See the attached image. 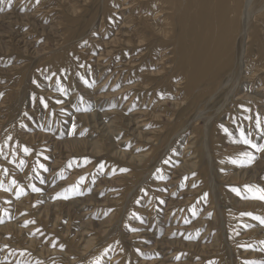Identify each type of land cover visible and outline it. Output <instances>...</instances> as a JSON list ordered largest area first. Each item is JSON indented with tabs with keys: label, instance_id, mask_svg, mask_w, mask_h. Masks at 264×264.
Returning <instances> with one entry per match:
<instances>
[{
	"label": "rangeland",
	"instance_id": "374dc122",
	"mask_svg": "<svg viewBox=\"0 0 264 264\" xmlns=\"http://www.w3.org/2000/svg\"><path fill=\"white\" fill-rule=\"evenodd\" d=\"M263 1L193 82L177 0H0V264H264Z\"/></svg>",
	"mask_w": 264,
	"mask_h": 264
},
{
	"label": "bare ground",
	"instance_id": "6f19581e",
	"mask_svg": "<svg viewBox=\"0 0 264 264\" xmlns=\"http://www.w3.org/2000/svg\"><path fill=\"white\" fill-rule=\"evenodd\" d=\"M164 1L174 5L172 3L174 0ZM177 2L179 4L181 1L177 0ZM181 3L176 5V8H172L170 15L173 14V17L174 15L179 16L178 19L181 23L178 36L182 37L180 59H182V62L188 67L187 69H191V79L194 82L197 78L204 76L207 69L210 68L211 63L217 62L218 59H220V66H222V69L230 65L231 59L234 56L233 43L234 40L237 39L236 34L238 33L239 13H241L242 7H245L247 10L248 5L245 4V2L243 5V0H192L193 7L191 6V2L188 1V7L177 11L180 7L184 6H182ZM159 6L162 7L161 5ZM194 6L195 12H193L192 9ZM172 22L174 23L171 19L168 23ZM174 24V26H176V23ZM244 28L246 29V27ZM166 34L169 35V32L166 31ZM247 42H249V40ZM255 42L257 43V41ZM184 47L187 49L183 50Z\"/></svg>",
	"mask_w": 264,
	"mask_h": 264
},
{
	"label": "snow or ice",
	"instance_id": "6c2138e0",
	"mask_svg": "<svg viewBox=\"0 0 264 264\" xmlns=\"http://www.w3.org/2000/svg\"><path fill=\"white\" fill-rule=\"evenodd\" d=\"M49 78H50V77H49ZM60 90L63 91L62 88H61ZM41 102L44 103V106H45V107H47V103L43 101V98H41ZM57 103H62V101H57ZM249 119H250V117H249ZM262 123H264V122H262V121L260 120V118L257 117V119H256V127H257V129H260V128H261V124H262ZM225 131H227V129H225ZM249 135H250V133L246 135V134L244 133L243 129H241V133H240V136H241V142L244 143V144H246V145H251V147L254 148V149H256L257 151L264 150V144H259V145H257V144H255V143H253L252 140H250V139L248 138ZM262 139H264V136H262ZM129 146H130V145H129ZM24 151H25V152H29L30 150H29L28 148H24ZM242 156H243V157H246V159H242V160H239V161H232V162H233V163H240V164H244V163H248V164H250V163L253 161V159H254V156H253L252 153H250V152H245V153L242 154ZM21 163H23V162H21ZM165 163H167V161H165ZM39 166H40L41 168H44V165H43V164H40ZM100 168L103 169V164L100 165ZM45 170H46V169H45ZM119 171H121V172H126V171H129V169H127V168H121V169H119ZM193 175H194V174H193ZM161 178H163V177H161ZM81 179H83V178H81ZM194 186H195V185H194ZM245 188H246L247 192L252 193L253 196H254L255 198H258V199L264 200V189L257 188L256 186H252V185H246ZM33 190H34V191H39V189H36V188H33ZM232 190H233L234 192H236L237 195H240V190H239V189H237V188H233ZM206 195H207V194H205V196H206ZM138 202H139V201H138ZM160 203L163 204L164 201L161 200ZM248 215H250V214H248ZM257 219H260L261 223H264V219H261V218H259V217H257ZM133 231H136V229H133ZM177 259H179V257H177ZM97 264H98V262H97Z\"/></svg>",
	"mask_w": 264,
	"mask_h": 264
}]
</instances>
